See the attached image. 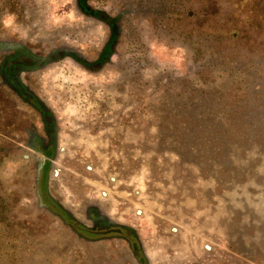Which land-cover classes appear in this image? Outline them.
Masks as SVG:
<instances>
[{
	"label": "rangeland",
	"instance_id": "obj_1",
	"mask_svg": "<svg viewBox=\"0 0 264 264\" xmlns=\"http://www.w3.org/2000/svg\"><path fill=\"white\" fill-rule=\"evenodd\" d=\"M87 2L113 28L76 0H0V66L58 56L16 71L46 121L0 75V264H139L48 200L126 226L145 264H264V0Z\"/></svg>",
	"mask_w": 264,
	"mask_h": 264
},
{
	"label": "flooded vegetation",
	"instance_id": "obj_2",
	"mask_svg": "<svg viewBox=\"0 0 264 264\" xmlns=\"http://www.w3.org/2000/svg\"><path fill=\"white\" fill-rule=\"evenodd\" d=\"M9 61L10 66H8V73L4 70L5 62ZM44 63H40L39 59H35L31 56L27 51L23 50L16 54H12L6 56L2 61L0 66V75L2 76L5 83L9 84L23 99L27 100L30 103H33L36 108L41 113V116L46 121V110L43 105L37 101L36 98L29 92V90L17 80L16 71L19 69L32 68L33 66L42 65ZM34 146L36 148H41L43 146V140L40 137L35 136ZM49 147L52 149L54 144V134L51 131L48 134ZM37 144V145H36ZM42 149V148H41ZM44 149V147H43ZM48 149V148H47ZM46 149V150H47ZM48 208H50L53 212H55L59 217H61L65 223L72 226L75 232L82 236L91 235V238H102L115 236L123 240L125 244L133 251V254L138 261L139 264H145V261L141 257L142 250L138 243L135 242V237L133 233L126 228V226L122 225H112V224H100L95 221L93 226L87 227L81 222L73 219L65 210H63L56 202L52 200H48L46 202ZM92 214V215H91ZM91 216H93V211H91ZM95 218V217H94Z\"/></svg>",
	"mask_w": 264,
	"mask_h": 264
},
{
	"label": "trees",
	"instance_id": "obj_3",
	"mask_svg": "<svg viewBox=\"0 0 264 264\" xmlns=\"http://www.w3.org/2000/svg\"><path fill=\"white\" fill-rule=\"evenodd\" d=\"M77 1V5L80 8V10L86 14H89L91 16H94L104 22H106L111 28H113V24L114 21L113 19L108 16L106 13H104L101 10H97L92 8L87 0H76ZM113 42L112 40H109L108 44L105 46V48L103 49L102 52V57H104L106 54H109V52L111 51V46H112ZM8 66H10L9 61L5 62L4 64V70L6 71V73H8ZM188 135L190 136V139H195L197 138V136H204L210 140H216L220 143H224L227 139V137L223 138V133L222 130L219 126H198V125H193L188 127ZM240 135L244 136V132L240 131L239 132ZM222 153H226L228 151V148H226L225 145H223L222 147Z\"/></svg>",
	"mask_w": 264,
	"mask_h": 264
},
{
	"label": "water",
	"instance_id": "obj_4",
	"mask_svg": "<svg viewBox=\"0 0 264 264\" xmlns=\"http://www.w3.org/2000/svg\"><path fill=\"white\" fill-rule=\"evenodd\" d=\"M57 58H58V56H57L56 51L52 50V53L50 55L45 56L43 58H40L39 62L40 63H47V62L52 61L53 59H57Z\"/></svg>",
	"mask_w": 264,
	"mask_h": 264
}]
</instances>
